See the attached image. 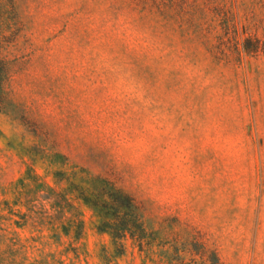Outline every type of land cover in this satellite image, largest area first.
Instances as JSON below:
<instances>
[{"label":"rangeland","instance_id":"rangeland-1","mask_svg":"<svg viewBox=\"0 0 264 264\" xmlns=\"http://www.w3.org/2000/svg\"><path fill=\"white\" fill-rule=\"evenodd\" d=\"M0 55L3 248L167 264L132 240L118 255L78 200L81 240L41 220L36 190L90 173L137 200L165 249L197 239L220 264H264V0H0Z\"/></svg>","mask_w":264,"mask_h":264},{"label":"trees","instance_id":"trees-1","mask_svg":"<svg viewBox=\"0 0 264 264\" xmlns=\"http://www.w3.org/2000/svg\"><path fill=\"white\" fill-rule=\"evenodd\" d=\"M257 48L253 50L257 52ZM9 73V63L0 55V112L2 113L7 112L5 83ZM67 180L69 181L66 188L59 190L45 186L36 190V194L40 199L51 203V210L40 213L41 220L53 224L60 223L62 232L68 237L73 236L75 241L81 240L85 232L83 212L73 202L78 200L93 210L100 219L99 231L111 237L118 255L125 254L126 241L132 240L141 253L147 256L157 254L160 260L167 264H184L183 259L186 255L193 257L192 263H196L195 256H198L203 262L220 264L215 253L207 251L206 246L197 239H186L182 244L176 242L177 244L169 245L165 249L166 245L159 243L158 240L161 231L147 226L143 210L137 200L114 183L90 173H85L79 178L73 174L71 179ZM43 191L45 193H41ZM1 205L3 204L0 202V211L4 210ZM4 205L12 210L9 202L5 201ZM19 205L35 207L29 198L25 202L21 199L17 200L15 206ZM25 216V218L29 217L27 214ZM5 247L3 248L0 243V264H64L51 254L41 255L40 259L34 258L31 261L27 256L26 245L15 239H10V243Z\"/></svg>","mask_w":264,"mask_h":264}]
</instances>
